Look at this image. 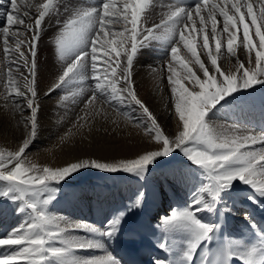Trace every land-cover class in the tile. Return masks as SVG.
<instances>
[{
	"label": "snow or ice",
	"instance_id": "6c2138e0",
	"mask_svg": "<svg viewBox=\"0 0 264 264\" xmlns=\"http://www.w3.org/2000/svg\"><path fill=\"white\" fill-rule=\"evenodd\" d=\"M0 5V101L22 126L17 147H0V200L17 205L16 213L25 217L0 237V250H7L0 264H119L104 238L113 239L128 212L143 207L144 193L99 227L52 215L49 205L57 185L84 169L143 179L159 159L174 152L185 157L202 183L184 207L160 217L157 247L166 256L154 264H197V255L199 264H264V230L248 213L249 240H218L221 225L200 219L204 212L221 217L231 212L220 205L236 181L251 190L247 199L253 205L264 207V132L213 118L232 106L237 94L264 86V0H95L79 5L0 0ZM53 19L56 30L49 43L59 69L43 95L62 92L57 107L74 115L55 147L83 138L85 130L90 134L100 119L115 131L122 118L145 145L131 156L77 157L53 167L28 155L40 129V45ZM154 46L165 53L160 67L150 69L164 111L175 121L174 134L139 96L133 78L137 56ZM220 60L227 61V68ZM95 250L103 254H78Z\"/></svg>",
	"mask_w": 264,
	"mask_h": 264
},
{
	"label": "bare ground",
	"instance_id": "6f19581e",
	"mask_svg": "<svg viewBox=\"0 0 264 264\" xmlns=\"http://www.w3.org/2000/svg\"><path fill=\"white\" fill-rule=\"evenodd\" d=\"M89 2H95V0H65V3L69 5ZM3 8L4 5H0V9ZM50 23L52 27L46 29L47 35L41 43L48 53L46 56L48 62L43 63L44 65L38 62L41 99L40 129L28 155L42 165L49 164L58 167L77 157L92 156L109 160L127 157L145 147L137 130L123 119L119 120V127L115 131H113L114 125L100 119L90 134L85 130L83 138L78 135L72 143L63 148L55 147L59 137L55 138L53 135L54 138H52L48 135L52 136L51 132L58 126L59 121L63 130L71 127V121L67 123L68 119H65L64 114V117H59L56 121V113L66 112V115L73 114V112L57 107V100L63 94L62 92L57 91L50 97L43 95L44 90L59 69V62L49 43L50 37L56 30L55 19ZM42 52L44 53V51ZM164 56L163 49L158 46L144 48L136 58L133 78L139 96L157 115L165 130L174 134L175 121L169 118L164 111L159 90L155 87L156 81L150 69L151 65L159 68V60H162ZM241 58L245 57L242 55ZM219 63L227 68L226 60H220ZM209 67L211 66L209 65ZM164 75L166 76V73ZM200 75L202 76V73ZM162 83L167 85V80L163 79ZM229 100L231 101L232 98L230 97ZM128 111L132 116H135L136 113H131V109ZM111 115L115 117L113 113ZM213 118L221 123H236L258 132H264V86H258L246 94H237L232 106L225 107ZM21 136L22 126L18 128L11 112L6 111L0 101V147L14 149L18 146ZM49 149L52 151L49 152ZM172 155L174 156L172 160L162 161L163 158L158 160L143 179L130 175L128 179L112 176L102 183L95 180L84 181L83 177H77L83 171L94 172L97 170L84 169L77 172L62 182L60 187H63V190L50 204L49 211L52 215L64 217L69 221H84L103 227L114 213L127 209L130 202L142 191L145 195L143 207L128 212L121 224L120 232L111 240L104 238V243L106 250L114 255L119 264H154L156 259H163L166 256L157 247L158 242L162 239V233L159 230L160 217L167 215L173 208H179L184 197L190 198L191 193L202 183L196 170L183 155L179 152H174ZM251 195V190L239 181H236L231 191L224 195V202L220 207L226 206L231 209V212L227 213L230 219L229 237L236 238L240 235V238L247 239L241 229V226L249 224L244 219L245 213H248L255 223L260 222L264 216V207L253 205L247 199ZM170 201H175V203ZM0 204L11 207L8 210L9 213L0 210V237H3L21 224L25 217L17 213L14 215L17 205L6 200H0ZM260 204L264 205V200H261ZM215 216L216 214L204 212L200 214V219L205 223H214ZM175 243L179 245L180 241L177 240ZM129 245L135 246L130 247ZM6 251L0 250V254ZM78 254L92 256L102 255L103 252L95 250Z\"/></svg>",
	"mask_w": 264,
	"mask_h": 264
},
{
	"label": "rangeland",
	"instance_id": "374dc122",
	"mask_svg": "<svg viewBox=\"0 0 264 264\" xmlns=\"http://www.w3.org/2000/svg\"><path fill=\"white\" fill-rule=\"evenodd\" d=\"M40 55H39V58H38V62L39 63H41V64H45V62L47 63L48 61V59H47V57L46 56H48L47 54V52L45 51V48H44V46H41L40 45ZM44 48V50H42ZM53 50V49H52ZM42 51H44V53L42 52ZM143 51V50H142ZM141 51V52H142ZM44 54H46L45 56H44ZM43 57V58H42ZM43 60H45V61H43ZM43 64V65H44ZM137 88V87H136ZM73 107H75V106H71L70 105V108H73ZM8 109H6V111H7ZM69 112L71 111V110H69V109H67ZM123 111H128V109L127 108H124V109H122ZM9 112H10V110H8ZM76 111H78V110H76ZM65 113L66 112H63V113H56V116H55V119H56V121L59 119V117L60 118H62V117H64L65 116V119L67 118L68 120H67V123H69L70 121H72L73 119H74V115L73 114H66L65 115ZM225 114L227 113V112H224ZM60 114H62V115H60ZM63 114H64V116H63ZM114 115H115V113H113ZM71 115V116H70ZM58 116V117H57ZM135 116H137V114H135ZM134 116V117H135ZM69 117V118H68ZM71 118V119H70ZM122 119V118H121ZM63 123V122H62ZM65 124H67L66 122H64ZM71 123V122H70ZM58 126H56L55 127V130H53L52 132H51V134H52V136L51 135H48L49 137H52V138H58V137H60L61 135H63L64 134V132H66V130H63L62 128H61V125L62 124H60V121H59V123L57 124ZM59 127H60V129H59ZM133 128V127H132ZM135 129V128H134ZM63 130V131H62ZM135 130H137V129H135ZM57 131V132H56ZM54 133V134H53ZM58 133V134H57ZM53 135H54V137H53ZM56 135V136H55ZM51 138V139H52ZM162 159V158H161ZM161 159H159V160H161ZM172 160V159H174V156L173 155H171V156H169V157H167V158H163L162 159V161H165V160ZM149 173V172H148ZM112 176H115V177H117V178H121V179H128L129 178V175L128 174H124V173H117V174H107V173H103V172H100V171H94V172H86V171H83V172H81V173H79L78 175H77V177L78 178H80V177H83V180L84 181H87V180H95V181H100V182H102V183H104L105 181H107L109 178H111ZM85 178V179H84ZM61 186V184L60 185H57V188L59 189V191H58V193H56L55 195L57 196L58 194H60L61 192H62V190H63V187H60ZM188 200H189V198H187V197H184V200L182 201V203H181V205H179L180 207L179 208H182V207H184L185 205H186V203L188 202ZM171 203H175V201H170ZM4 206V207H3ZM12 206V205H11ZM50 206V205H49ZM9 208V209H8ZM10 208L11 207H9V206H7L6 207V205H1L0 204V210L1 211H5V212H10V211H8V210H10ZM14 215H17L16 214V212L14 213ZM119 232H120V230H119ZM237 237H241L240 235L239 236H237ZM236 237V238H237ZM241 239V238H240ZM130 247H133V246H135V245H129Z\"/></svg>",
	"mask_w": 264,
	"mask_h": 264
}]
</instances>
